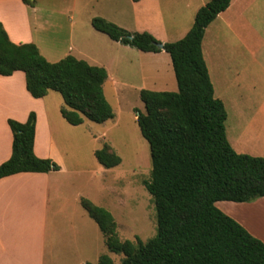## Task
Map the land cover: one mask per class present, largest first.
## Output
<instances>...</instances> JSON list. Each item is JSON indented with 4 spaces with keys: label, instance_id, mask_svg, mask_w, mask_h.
I'll return each mask as SVG.
<instances>
[{
    "label": "trees",
    "instance_id": "obj_1",
    "mask_svg": "<svg viewBox=\"0 0 264 264\" xmlns=\"http://www.w3.org/2000/svg\"><path fill=\"white\" fill-rule=\"evenodd\" d=\"M137 3L140 0H131ZM32 7L34 2L22 0ZM231 0H210L198 9L193 25L179 41L160 44L146 32L130 34L101 18L91 27L109 40L143 53H166L177 92L141 90L144 113L136 118L148 143L150 180L144 188L156 215V234L143 243L121 242L112 215L81 200L82 208L97 224L110 254L122 255L121 264H264V244L215 207L218 202L251 203L264 198V159L236 153L226 137L227 113L214 97L201 44L205 29L224 12ZM130 38V39H129ZM25 76L34 99L48 92L62 97L60 115L70 126L88 120L103 124L114 119L103 85L104 68L67 56L49 63L33 44L15 45L0 24V76ZM36 117L23 124L8 121L12 134L10 158L0 165V179L19 173L59 171L49 159L33 153ZM105 169L119 166V156L108 145L94 152ZM97 264H113L108 255Z\"/></svg>",
    "mask_w": 264,
    "mask_h": 264
},
{
    "label": "rangeland",
    "instance_id": "obj_2",
    "mask_svg": "<svg viewBox=\"0 0 264 264\" xmlns=\"http://www.w3.org/2000/svg\"><path fill=\"white\" fill-rule=\"evenodd\" d=\"M209 1L33 0L35 15L53 31L58 26L65 37L73 31L72 44L86 59L76 50L73 57L103 65L108 73L103 93L114 119L103 124L84 120L77 127L64 122L57 141L66 169L74 166L75 185L84 198L112 215L121 242L136 244L139 239L145 243L156 234L154 203L143 185L150 180L151 159L136 122L137 115L144 113L139 93L177 92V86L166 53H143L112 42L91 27V20L104 19L130 34L147 32L164 44L184 35L198 8ZM245 4L247 10L236 6L231 10L230 21H216L208 27L203 52L214 97L227 112L228 142L239 154L264 159V0H246ZM48 97L65 107L59 94L52 92ZM104 145L119 156V166L105 169L98 164L94 152ZM224 205L231 203H219L217 209L224 210ZM95 240L93 253L86 257L90 264L107 255L98 228ZM108 256L113 264L123 259L122 255Z\"/></svg>",
    "mask_w": 264,
    "mask_h": 264
},
{
    "label": "crops",
    "instance_id": "obj_3",
    "mask_svg": "<svg viewBox=\"0 0 264 264\" xmlns=\"http://www.w3.org/2000/svg\"><path fill=\"white\" fill-rule=\"evenodd\" d=\"M245 1L231 0L229 7L211 24L230 21L235 6L247 10ZM35 14L34 7L25 5L22 0H0V24L11 43L35 45L49 63L72 56L75 50L86 59L85 54L72 44L73 31L65 37L59 34L58 26L53 31L46 20L42 22ZM208 27L201 44L205 63L203 42ZM189 30L173 42L181 40ZM84 58L76 59L84 61ZM92 66L104 68L103 65ZM50 93L41 99L32 98L26 91L22 72L0 76V165L10 158L12 151L8 121L23 124L34 113L33 153L59 167L57 172L19 173L0 179V264H90L86 257L96 246L97 224L81 206V200L86 198L75 185L74 166L66 169L64 154L57 141L64 129L65 121L60 115L62 106L55 97H48ZM219 203L222 202L216 203V208ZM230 203L220 211L264 244V198L251 203ZM81 258L82 262H79Z\"/></svg>",
    "mask_w": 264,
    "mask_h": 264
},
{
    "label": "water",
    "instance_id": "obj_4",
    "mask_svg": "<svg viewBox=\"0 0 264 264\" xmlns=\"http://www.w3.org/2000/svg\"><path fill=\"white\" fill-rule=\"evenodd\" d=\"M29 1L33 2V0H29ZM129 39H130V38H129ZM157 47H158L159 49H162L163 45H162V44H158Z\"/></svg>",
    "mask_w": 264,
    "mask_h": 264
}]
</instances>
